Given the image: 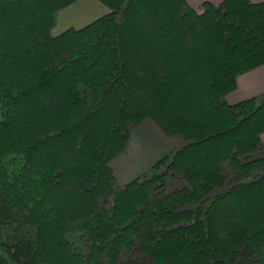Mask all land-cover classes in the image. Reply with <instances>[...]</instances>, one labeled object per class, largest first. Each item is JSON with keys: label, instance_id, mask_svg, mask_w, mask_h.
I'll list each match as a JSON object with an SVG mask.
<instances>
[{"label": "trees", "instance_id": "16d2710c", "mask_svg": "<svg viewBox=\"0 0 264 264\" xmlns=\"http://www.w3.org/2000/svg\"><path fill=\"white\" fill-rule=\"evenodd\" d=\"M74 1L0 0V214L21 225L19 238L0 239V264H101L65 237L74 228L103 244L104 264H264V93L225 100L238 75L264 64V1H204L198 12L186 0H100L108 13L52 35ZM143 19L163 36L168 19L181 42L139 35ZM186 30L204 33L203 71L187 66L197 50ZM196 79L210 109L171 114L170 96ZM70 95L89 105L84 117L57 109ZM145 118L188 143L119 186L108 161ZM86 149L96 164L77 157ZM168 177L184 185L168 189Z\"/></svg>", "mask_w": 264, "mask_h": 264}, {"label": "rangeland", "instance_id": "374dc122", "mask_svg": "<svg viewBox=\"0 0 264 264\" xmlns=\"http://www.w3.org/2000/svg\"><path fill=\"white\" fill-rule=\"evenodd\" d=\"M109 11H110L109 7L100 0H76L70 5L63 7L56 12L55 15L56 22L51 30V34L58 35L68 28L78 29L86 24H89L96 18L108 13ZM196 11L199 12L201 11V9ZM167 20L168 19L163 21V23L161 24L162 29L166 28L167 26L170 27L167 35L163 36L164 32L160 30L158 31V27H156L154 23L149 22L148 19H143V23L137 22L136 31H138L139 35L145 37L148 36V30L152 29L151 31L153 32H157V33L160 32L161 34L160 37H163L165 44H169L168 42L173 43V41L178 42L180 39L179 38L180 34L177 32L178 34L171 35V31H174V27H172L170 23H168L169 21ZM184 33L185 34L181 36L182 41H185L186 44L191 46L192 48L196 47L195 49L197 50L195 51L196 52L195 54L197 56H195L196 58L194 57V59H196V62L189 61L190 59H188L187 66L190 67L193 66L192 68H195V63H196L197 65L196 70L198 69H200L201 71L205 70L204 67H206L205 64L207 63V61H209V58L206 56V54H208V50H205V47L203 45V40L200 39L203 37L204 33L201 35V37L199 36V33H195V32L193 33L190 30H186ZM166 37L168 41H166ZM180 42L181 40L179 41V43ZM144 43L145 42L141 44V47L144 48V51L145 48H148L149 50L148 52L156 51L155 47H152L154 49L151 50V47H145ZM159 48H161L160 49L161 51L163 49L169 51V48H166L164 45L163 46L159 45ZM148 62L149 61L146 62V60H142V62L139 64L140 66L138 65V68H142L141 66L147 64ZM79 67L81 66L78 64L75 68L70 69L69 78H71V75H73L76 69ZM192 68H190V71ZM191 73H194V71ZM195 78H197V75ZM197 82H199V79H196L194 82L192 81L189 86L190 89L187 92H184V95L180 97H177L176 95L170 96V99H168L169 101H167L166 107L171 114L178 117L179 114L181 113L188 115L190 113H195L198 110H200L199 109L200 107L202 108L201 109L202 111L204 110V112L210 109L208 104L203 106V103L205 104L206 100L205 97H200V96L204 95L205 88L199 86L201 83L197 84ZM28 96L29 95H24L23 100H26ZM67 99L68 101H66L65 103L63 102L62 104H59V108L57 109L58 110L60 109V113L64 112V114L66 113L71 114L69 110L72 109V110H76L75 112H77L76 113L77 116L84 117L85 113L83 114L81 110H83L84 108L86 109L87 107H89V105L75 101L71 95ZM67 102H70L69 105L70 107L66 106ZM50 105L51 104H47L48 109L54 110L53 107L51 108ZM96 114L94 115L96 116ZM89 125L86 126L89 127ZM82 127L84 129L87 128L84 126V124L82 125ZM187 143L188 140H186L183 136L167 135L151 118H145L142 121L136 124H131L129 126V136H128L127 144L125 145V147H123L122 150L116 152V154L109 159L108 164L111 168V171L113 172L117 185L123 186L126 183L130 182L131 180L140 177L142 176V174L148 172L156 161H158L159 159H161L166 155L172 154L176 149L181 148ZM87 152L88 150L86 149L84 152L78 153L77 157H81L85 163H88L87 165L90 164L92 166L96 164L98 159L93 158L90 155L88 156ZM43 155L45 156V152H43ZM212 155L213 154L210 148H204V150L198 155V157H200L202 162L203 161L206 162L208 159L212 157ZM62 157L66 158L65 155ZM84 174H88L87 171ZM83 177H85V175H83ZM166 184L168 189H173L175 187H181L182 185H184V182L180 180L177 181L172 177H168L166 179ZM64 186L70 187L67 181L64 182ZM226 187L227 184L215 190V192L213 191V194L221 192ZM69 190H71V188H69ZM46 193L45 196H47L48 198L55 199L54 198L55 194L52 191H48ZM100 202L102 203V201ZM105 207H107L106 202H105ZM71 214L74 215V212H72V210H71ZM17 218L19 217H17L16 215L6 216L0 214L1 240H6V239L13 240L16 239L18 236H20L21 233L19 230V226L21 225H20V221ZM77 221L79 225V219H77ZM65 237L71 241L72 245L76 248L78 252H80L83 255V257H86L85 259L89 260L92 257V260H96L101 264H104L108 261L109 258L106 254V250L105 248H102L103 244L100 241H99L100 243L97 242L98 244L93 243L96 241L92 240V238H90L89 236L87 239V236L81 235L76 231L75 228L67 231L65 233ZM92 249L94 251L101 250V252L100 253L94 252L91 256H89L90 254L88 255V253ZM39 253L43 255V252H39ZM3 254L5 255V253ZM121 254L124 256V253L120 252L119 256L116 259L117 262L120 261Z\"/></svg>", "mask_w": 264, "mask_h": 264}, {"label": "crops", "instance_id": "0c3cea01", "mask_svg": "<svg viewBox=\"0 0 264 264\" xmlns=\"http://www.w3.org/2000/svg\"><path fill=\"white\" fill-rule=\"evenodd\" d=\"M209 1L213 4H219L221 0H186L188 5L195 10L201 9V4ZM252 2H263L264 0H251ZM264 93V64L255 67L247 72L237 76L235 88L225 96V100L230 103H236L241 100L256 97L260 98ZM263 147L259 154L264 156V133L261 134Z\"/></svg>", "mask_w": 264, "mask_h": 264}]
</instances>
